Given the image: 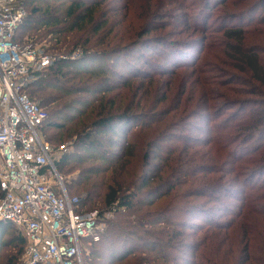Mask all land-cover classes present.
<instances>
[{
  "label": "trees",
  "instance_id": "16d2710c",
  "mask_svg": "<svg viewBox=\"0 0 264 264\" xmlns=\"http://www.w3.org/2000/svg\"><path fill=\"white\" fill-rule=\"evenodd\" d=\"M20 2L14 41L55 57L27 87L72 148L55 169L78 212H113L83 264H264V0Z\"/></svg>",
  "mask_w": 264,
  "mask_h": 264
},
{
  "label": "built area",
  "instance_id": "2783aa9c",
  "mask_svg": "<svg viewBox=\"0 0 264 264\" xmlns=\"http://www.w3.org/2000/svg\"><path fill=\"white\" fill-rule=\"evenodd\" d=\"M25 16L20 0H0V222L26 239L19 264H83L84 240H96L113 212H78L79 198L68 195L55 169L53 159L66 146L55 149L43 137L47 112L27 93L55 57L14 41ZM81 56L77 48L68 58Z\"/></svg>",
  "mask_w": 264,
  "mask_h": 264
},
{
  "label": "rangeland",
  "instance_id": "374dc122",
  "mask_svg": "<svg viewBox=\"0 0 264 264\" xmlns=\"http://www.w3.org/2000/svg\"><path fill=\"white\" fill-rule=\"evenodd\" d=\"M44 43V41L43 42H41V43H38V44H36L37 46H41L42 44ZM43 135V137L45 136L44 134H42ZM52 143V146H54V148L55 149H59L61 146H63V145H65L66 147H68V145L70 144V143H65V144H60V143H53V142H51ZM72 150V148H70V147H68V150ZM59 153H57V155H58ZM50 177L52 178V182H54L53 183V185L57 188L58 187V185H57V180H56V178L55 177H53V175L52 174H50ZM63 180L65 179V177L63 176V175H61L60 176ZM10 233H13L14 235H21V236H23L24 237V235L22 234V232H20V231H18V230H16L15 228H14V231H12V232H10ZM9 234V233H8ZM14 247H12L11 248V251L12 252H14V253H16V248H14Z\"/></svg>",
  "mask_w": 264,
  "mask_h": 264
}]
</instances>
